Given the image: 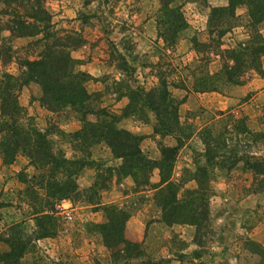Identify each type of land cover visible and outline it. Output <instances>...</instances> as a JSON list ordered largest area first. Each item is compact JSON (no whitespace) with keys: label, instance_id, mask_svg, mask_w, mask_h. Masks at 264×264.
Returning a JSON list of instances; mask_svg holds the SVG:
<instances>
[{"label":"rangeland","instance_id":"1","mask_svg":"<svg viewBox=\"0 0 264 264\" xmlns=\"http://www.w3.org/2000/svg\"><path fill=\"white\" fill-rule=\"evenodd\" d=\"M45 5L52 13L54 29L61 35H70L74 41L81 42L78 46L72 47L70 52L72 58L78 61L75 70L84 68L85 70L82 71L88 72L87 69L93 71L92 74L88 73L96 79H89L86 88L90 92L101 91L103 95L100 98V105L106 106L110 111L121 114V110L128 103V99L124 96L117 98L118 83L121 80L131 86L140 85L148 89L158 83L156 72L164 74L171 98L174 103H178L184 132L190 133L173 163L171 177L175 183L178 184L191 176L194 170L193 158L199 157L200 152L204 150L198 131L205 125L211 126L216 133L222 130L224 124L231 129V120L227 121L228 115H226L229 111L238 118L245 117L249 131L264 132V76L258 72L250 70L245 73L243 77L245 82L231 86L225 94L187 92L181 88L182 84L186 86L192 84V75L199 78L204 73L215 72L221 67L219 55H211L213 52L207 48L198 52L194 44L195 41L209 40L207 14L208 6L212 4L208 1L207 4L203 1H189L182 5L181 10L188 26L181 32L177 44L168 49L161 46L162 40L157 38L156 18L160 6L159 0H46ZM218 5L220 4L215 6ZM245 12L239 9L236 13L245 15ZM260 30L264 35V22ZM6 35L8 31H0L1 43L5 42L3 37ZM247 39L248 33L243 27L235 28L221 39L222 48L228 47L230 43L244 42ZM30 40L31 38L24 37L6 41V45L11 47L13 58L7 63L0 60V73L2 71L18 73V63L14 57H32V53L37 51L34 47L25 46ZM260 63L264 71V55L260 58ZM80 64L85 66L81 68ZM27 88L19 93V98L24 100L26 98L29 101L27 106H23L25 115L39 130L48 132L52 155H59L64 159L66 157L72 160L73 157H78L87 160L85 167L78 171H74V164L64 165L69 167V177L75 179L77 186L72 193V201L67 199L66 201L69 202L65 203V206L71 205L72 209L71 217H67L58 206L60 201L52 199V191L46 189L47 178H65L62 165L52 175L50 174L52 164L36 169L21 154H18L10 164L3 163L0 158V254L7 252L10 243H14L24 247L19 264H62L63 260L58 258L60 254L63 255L64 261H69L70 264L166 263L153 261L155 259L152 252L155 250L148 246L149 243L145 249H149L146 253L153 259L151 263L141 259L116 261L111 257L113 251L103 246L98 234L88 235L84 224L90 221L103 222L105 216L99 210L97 214L84 217L86 214L79 213L80 209L90 208V211L95 212L98 211L97 208L107 204H117L130 211L131 215L138 214L145 226L144 232L145 230L148 232L146 238L148 242L152 236L158 239L153 244L167 245L166 250L168 244L172 245V248L177 247L184 251L192 249L191 241H187L193 235V232H189L192 228L184 230V224L180 228L177 227L178 225L171 227V230L170 225L163 223L156 232L149 231L151 222L160 221L162 194L157 189L159 187H139L138 191H135L133 186L127 188L121 185L124 183V178L117 180L115 170L120 160L110 159L109 149L103 145L92 148L93 163L90 162V157L89 159L86 157V150L76 149L75 152L72 145L70 146L74 138L69 134L74 132L73 129H80L82 126L77 114L68 107L53 112L44 109L37 99L38 88L35 86ZM122 90L124 91L123 88ZM221 111L225 112L224 115L220 113ZM147 116V119H141L138 115L127 116L122 118L117 126L130 133L144 135L133 132L130 128L151 126L153 130L155 120L150 113ZM92 117L91 115L89 118ZM62 127L68 131L63 130ZM144 140H147L144 153L149 158L156 156L160 151L161 143H174L171 137L156 136L154 133L144 135L141 145ZM226 143L227 147L220 150L223 156L218 157L221 162L227 159V155L237 150L238 155L252 154L254 151L256 154L262 152L254 147L253 137L250 134L233 133ZM231 148L234 150L229 151ZM214 168L210 170L209 175L215 173L214 179L216 181L223 179L227 185L223 195L225 198L222 200L225 206L222 212L220 210L223 206L222 202L212 204L211 211L209 199V214L204 221L206 226L202 229V237L199 239V243L203 244L201 251L209 254L212 247L217 244L228 243L230 250L224 251L221 257L206 256L207 264H258L259 255L247 251L246 243L251 239L248 232L243 229L234 231L239 226H244L246 229L252 227L264 229V197L253 191L257 180L250 171L243 168L242 161L230 169ZM174 170L178 173H174ZM86 171L89 173L87 175L89 180L93 179L91 185L96 183L95 187L80 184ZM103 183L104 188L101 187ZM184 185L178 189L177 194L180 198L186 199L187 188H193L196 184L187 182V186ZM42 215L46 217H41ZM44 228L54 230L52 235L60 238V247L52 244L46 246V243H43V240H48L47 237L44 239L40 235ZM90 237L95 238L96 244L99 243V247H96V255L89 254L92 251L86 250L91 242L88 240ZM249 247L251 248L250 245ZM196 248L200 249L198 245ZM162 251V254H165V250ZM162 254L159 252L156 255L160 257ZM79 256L82 260L76 258ZM0 264L4 262L0 261ZM179 264L187 263L181 261Z\"/></svg>","mask_w":264,"mask_h":264},{"label":"trees","instance_id":"2","mask_svg":"<svg viewBox=\"0 0 264 264\" xmlns=\"http://www.w3.org/2000/svg\"><path fill=\"white\" fill-rule=\"evenodd\" d=\"M189 1H203L207 4V0H159L160 6L156 18L157 38L162 40L161 46L164 48H173L181 32L187 28L188 24L181 7ZM45 3L46 0H0V31H8V35L3 37L5 42H0V60L7 63L13 58L11 47L6 45V41H13L16 38H31L25 46L37 49L34 52L35 55L32 53V57H14L18 63L17 74L8 71L0 73V158L2 162L10 164L18 154H21L36 169L52 164L50 169L52 173L48 172L52 175L62 165L65 178H47L46 189L52 191L51 198L54 200L72 201V193L77 186L75 179L72 176L69 177V167L64 165L74 164V171H78L85 167L87 159L73 157L71 160L52 155L48 132L36 127L34 122L25 115V109L19 102L20 91L35 86L39 91L37 99L41 107L52 112L68 107L77 114L82 126L69 134L74 138L70 146L72 145L75 152L76 149L86 150V157L88 159L90 157V162L93 163L92 148L103 145L109 149L110 159L120 160L119 165L115 166L117 180L129 176L135 191H138L139 187H159L157 189L162 194L160 221L167 225L177 223L193 225L195 227L194 241L200 248L194 251V254L200 255L203 244L199 243V239L202 237V229L206 226L204 221L208 218L209 199L213 194L210 180L215 178V173L209 175L210 170L214 167L217 170L230 169L242 161L243 168L250 171L257 180L254 193L264 197V132L249 131L245 117L238 118L229 111L226 115H228L227 121L231 120V129L224 124L222 130L216 133L211 126L205 125L198 131L204 150L200 152L199 157L193 158L194 170L191 176L178 184L175 183L171 177L173 163L190 133L184 132L178 103H174L171 98L164 74L156 72L158 83L148 89L140 85L131 86L121 80L118 83L117 98L124 96L128 99V103L121 110V114L110 111L106 106L100 105V98L103 95L101 91L90 92L86 88V82L96 78L88 72L75 70L78 61L72 58L70 52L72 47L78 46L81 42L74 41L70 35H61L54 29L52 13ZM241 6H246L245 15L236 13V9ZM208 7L209 40L195 41L194 44L198 52L207 48L213 52L211 55H219L221 67L215 72H206L199 78L192 75V84L190 86L182 84L181 88L187 92L225 94L231 86L243 84L244 74L250 70L264 76L260 63V58L264 55V35L260 30L264 22V0H227L226 5H209ZM238 27L246 30L248 39L244 42L230 43L228 47L222 48L223 36ZM95 102L98 105H94ZM148 113L155 120L153 133L161 137L168 136L174 140L173 144L161 143L157 158L147 157L142 150L141 142L144 135H136L117 126L124 117L138 115L141 119H147ZM220 113L224 115L225 112ZM91 115L92 119L89 118ZM233 133L250 134L253 137L254 147L262 152L256 154L254 151L252 154L238 155L237 150L227 155V159L223 162L219 161L218 157L223 156L220 150L227 147L226 141L231 139ZM232 149L234 150L231 148L229 151ZM156 168L159 170L160 181L151 183L150 176ZM70 172L73 174L71 170ZM189 180H194L196 186L187 188L186 199L180 198L177 194L178 189ZM104 186L103 183L101 187L104 188ZM97 210L104 213L105 221L86 222L84 228L88 235L100 236L103 246L113 251L111 257L114 260L123 262L141 259L146 260L147 263L152 262V258L140 242L129 240L125 236L124 230L126 221L131 215L130 211H126L117 204H107ZM52 231L54 230L44 228L40 235L53 236ZM246 244L247 251L259 255L258 264H264V245L252 239H249ZM23 248L21 244L10 243L9 250L0 254V261L4 264H19ZM153 261L168 263L164 259ZM189 264L207 263L191 261Z\"/></svg>","mask_w":264,"mask_h":264},{"label":"crops","instance_id":"3","mask_svg":"<svg viewBox=\"0 0 264 264\" xmlns=\"http://www.w3.org/2000/svg\"><path fill=\"white\" fill-rule=\"evenodd\" d=\"M207 1H208L209 4L211 3L214 6L217 5V4H220V5H226L227 4V0H207ZM239 9L242 10V11L243 10H245V11L247 10L246 6H241V7H238L236 9V12ZM79 66H81V68H83L85 66V64H80ZM82 70H85V69L83 68ZM87 71L90 72L91 74L93 72V71L92 72L89 71L88 69H87ZM19 102H20V104L22 106H27L29 101L26 100V98H25V100H24V98L23 99L19 98ZM62 129H63V127H62ZM130 129L133 132L142 133L144 135L153 134V130H152L151 126L150 127H143V126L138 127V126H136V127L130 128ZM63 130L68 131L66 129H63ZM76 130H78V128L73 129V131H76ZM148 138H150V137L148 136ZM145 139H147V138H145ZM146 142H147V140H144L142 145H141V148H142L143 151H144V148L146 147ZM182 149H180V152H181ZM158 155H159V152H157L156 156L154 155L153 158H157ZM174 173H178V172H175V170H174ZM88 174L89 173L86 171L85 172V176L82 177L83 181H81L80 184H82L83 186L91 185V183H93V179L92 178H90V180H89V176H87ZM158 180H159V171L156 168V169L153 170L152 176L150 178V182L151 183H156V182H158ZM123 181H124V183H122L121 185H123V186L125 185L127 188H129L130 186H133L132 179L129 176L125 177L123 179ZM224 181L225 180H223V179L219 180V181H216V179H211L210 180V188L213 190V194L210 197V209H211V211H212V204L216 205L218 202H220V204L222 202L223 206L220 208V210L222 212L224 211L225 203H223L222 200H224V198H225L223 195H224V192L227 189V185H225ZM187 182H190V183L192 182L194 185L196 184L194 182V180H189ZM187 182H186V184L184 186H187ZM106 194H107V192H106ZM124 197H126V196H124ZM67 202H69V201H66L65 203H67ZM213 208H216V207H213ZM89 209H87V208L80 209L79 213L86 214V216H84V217H87L89 215L97 214L98 212H100L99 210L93 212V211H90ZM162 225H163V223L161 221H158V222L153 221V222H151V224H150L148 229H149V231L156 232L157 229L160 228ZM176 225H178L177 227L180 228V227H182L183 224H171L169 227L170 228L171 227L174 228ZM184 225H185V226H183L184 230L185 229L187 230V228L189 230V227H190L192 229H190L189 232H193V235L189 239H187V241H191V243L193 245L192 249L189 250L190 252L187 251V250L184 251V249H177V247L176 248H174V247L172 248V245H169V244H168V248L166 250L165 248H166L167 245L158 244V246H157L156 244H153V242L156 243V241L158 239H156L154 237L152 238V236H151V240H150L151 243L148 242L147 239H146V238H148V232L146 230L144 232L145 226H144V224H142V221L140 220V217L138 216V214L131 215L128 218V220L126 221L124 233H125L126 238H128L129 240H132V241H135V242H140L142 244L143 249L145 251L149 250L148 248L145 249V246L148 245V243H149L148 246H150L152 250H155V252H152V253H154V257L153 258L155 260H162V259L167 260L168 264H177V263L179 264L181 261H186L187 264L191 263V261L207 263L208 260H207L206 256H209V258L221 257V255L223 254L224 251L230 250V245L228 243H224V244H217L216 246L212 247V250H211V252H209V254H204L203 252H201L200 255H198V256L195 255L194 251L198 250L196 248L197 245H196V243L193 240L195 229H194L193 225H190V224H184ZM172 228H171V230H172ZM240 229L246 230L248 232V234L250 235L249 238H251L252 240L264 245V229L255 228V227L246 229L244 226H239L238 228L234 229V231L237 232ZM55 237L56 236H47L48 240L47 241L43 240V243L44 244L46 243V246L52 244V245H56V246L59 245V247H60V243H59L60 238L59 237L55 238ZM43 238L45 239L46 237H43ZM88 240H90L91 242L88 241L90 244H88L86 250L87 251L91 250L92 253H89V254H93V253L96 252V247H99V243H97V244L95 243L96 242L95 238H91L90 237ZM163 249L165 250L164 251L165 254H162L163 253V251H162ZM58 250H59V248H58ZM47 251H49L48 248H47ZM146 252H148V251H146ZM156 252L158 254L160 252V254H162V255H160V257H159V256L156 255L157 254ZM96 254L97 253H95V255ZM62 256L63 255H61V254L58 255V258L63 260L62 264H70L69 261H64L65 259ZM76 258H78L79 260H82V258H80V256L76 257ZM236 262H238V261H236ZM72 264H74V263H72Z\"/></svg>","mask_w":264,"mask_h":264},{"label":"built area","instance_id":"4","mask_svg":"<svg viewBox=\"0 0 264 264\" xmlns=\"http://www.w3.org/2000/svg\"><path fill=\"white\" fill-rule=\"evenodd\" d=\"M65 202H66V200L60 201L58 206L60 207L61 211H63L65 216L71 217V215H72L71 205L70 206L69 205L65 206Z\"/></svg>","mask_w":264,"mask_h":264}]
</instances>
